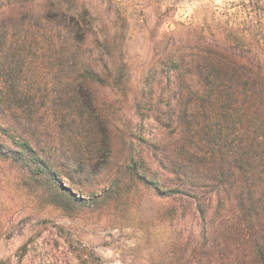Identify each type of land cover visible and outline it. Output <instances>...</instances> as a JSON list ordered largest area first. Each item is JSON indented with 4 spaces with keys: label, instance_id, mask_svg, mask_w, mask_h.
I'll use <instances>...</instances> for the list:
<instances>
[{
    "label": "trees",
    "instance_id": "trees-1",
    "mask_svg": "<svg viewBox=\"0 0 264 264\" xmlns=\"http://www.w3.org/2000/svg\"><path fill=\"white\" fill-rule=\"evenodd\" d=\"M42 1L26 51L3 65L0 111L18 147L14 153L8 147L7 156L29 155L51 167L57 196L80 204L87 199L63 185L62 177L70 184H76L75 174L95 178L120 160L113 159L119 145L128 144L121 150L124 161L90 205L109 201L124 181L151 186L176 208H193L200 222L175 264H264V0H241L244 19L260 31L256 40L235 22L222 37L209 38L204 25L192 26L185 40L171 44H181L166 60L174 96L168 110L144 115L155 127L138 132L116 123L97 98L99 85L117 73L107 36L100 43L109 67H98L89 52L95 26L90 9L74 8L71 0ZM20 73L26 75L21 84ZM28 73L40 78L38 87ZM146 86L153 101L151 82ZM74 235L56 226L0 264H92V250Z\"/></svg>",
    "mask_w": 264,
    "mask_h": 264
},
{
    "label": "rangeland",
    "instance_id": "rangeland-1",
    "mask_svg": "<svg viewBox=\"0 0 264 264\" xmlns=\"http://www.w3.org/2000/svg\"><path fill=\"white\" fill-rule=\"evenodd\" d=\"M69 4L90 9L95 26L87 40L89 52L103 70L110 63L100 41L104 36L110 40L108 51L113 54L117 75L99 85L97 98L105 103L104 110L112 114L115 122L129 132L151 130L155 127L153 119H144V115L155 108L168 110L167 100L174 96L175 79L166 60L180 50L179 42L171 44L185 40L190 27L204 25L209 38L222 37L236 22L251 41L261 36L244 19L241 0H71ZM42 10V0H0V89L3 65H10L24 54L25 40L35 31L33 21ZM31 58L35 56L29 60L37 65L39 60ZM28 77L33 88L38 87L40 78L33 73ZM19 78L21 84L26 75L22 77L20 73ZM147 82L153 87V101L148 100ZM8 124L0 111V144H4L0 146V258L16 257L28 239L37 236L43 240L56 226H63L92 250V264H175L186 238L199 232L200 222L193 208H176L172 200L156 194L153 187L137 182L124 181L109 201L90 205L91 197L103 192L124 161L121 150L128 144L122 145L121 141L113 158L120 160H112L97 177L75 174L76 184L62 177L63 185L87 199L75 204L57 196L60 186L51 167L29 155L7 156L8 147L13 153L18 150L5 132ZM43 146L40 153L44 150L43 156H47L48 148ZM59 170L66 169L61 165Z\"/></svg>",
    "mask_w": 264,
    "mask_h": 264
}]
</instances>
